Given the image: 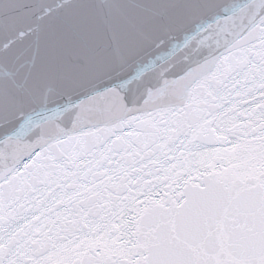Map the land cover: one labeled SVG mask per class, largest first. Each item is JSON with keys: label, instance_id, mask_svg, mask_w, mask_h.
I'll return each mask as SVG.
<instances>
[{"label": "snow or ice", "instance_id": "obj_1", "mask_svg": "<svg viewBox=\"0 0 264 264\" xmlns=\"http://www.w3.org/2000/svg\"><path fill=\"white\" fill-rule=\"evenodd\" d=\"M0 264H264V0H0Z\"/></svg>", "mask_w": 264, "mask_h": 264}]
</instances>
